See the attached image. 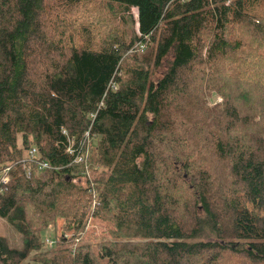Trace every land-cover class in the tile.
I'll list each match as a JSON object with an SVG mask.
<instances>
[{"label": "trees", "instance_id": "16d2710c", "mask_svg": "<svg viewBox=\"0 0 264 264\" xmlns=\"http://www.w3.org/2000/svg\"><path fill=\"white\" fill-rule=\"evenodd\" d=\"M90 217L42 264H264V0H0V264Z\"/></svg>", "mask_w": 264, "mask_h": 264}, {"label": "rangeland", "instance_id": "374dc122", "mask_svg": "<svg viewBox=\"0 0 264 264\" xmlns=\"http://www.w3.org/2000/svg\"><path fill=\"white\" fill-rule=\"evenodd\" d=\"M134 13L136 14V16H138L137 8H134ZM209 100L211 104H214V101L217 100L216 95H212L209 98ZM200 213L202 214L201 211ZM62 224H63V219L58 218L56 224L52 223L51 225H49V227L46 229V233L43 234V237L51 238V239L55 238L58 242L57 246L55 245L54 247H48L46 245L45 246L43 245V248L41 250L32 253V256L30 257L29 260L31 264L43 263L42 260L37 257L39 255H43L42 252L44 253L46 251L55 250L60 246L73 248L75 246H79L83 242L95 244L96 245L95 247H97V243L106 240V238L111 239L112 236V234L109 233V229L111 228V226L107 222L101 220L98 217H90L87 223L85 224L84 229L82 231H77V232L73 228L63 231ZM0 232L8 236L14 233V231L10 229V226H8L6 222L2 221L1 219H0ZM15 234L18 240L19 235L18 233ZM44 238H42V240ZM64 238H66L67 240H64Z\"/></svg>", "mask_w": 264, "mask_h": 264}, {"label": "built area", "instance_id": "2783aa9c", "mask_svg": "<svg viewBox=\"0 0 264 264\" xmlns=\"http://www.w3.org/2000/svg\"><path fill=\"white\" fill-rule=\"evenodd\" d=\"M92 117H93V116H92ZM36 150H37V149H36L35 147H32V148H31V150H30V154H31L32 157H33L34 154L36 153ZM69 150L72 152V149H69ZM84 160H85V157H84V155H83L82 153L78 154V155L76 156V158H75V162H76V163H83V162H85ZM28 168L31 169V168H32V165H29ZM34 168H35V172H36L37 174H40V173H42L44 170H46V169H48V168L50 169V168H51V165H50L48 162H45V161H39V163L36 164V165L34 166ZM88 178H89V180L91 181L92 192H93V196H94L93 207H95V206H97V205L99 204L98 193H97V190H96V188H95V186H94V183H93L92 179L90 178V176H88ZM4 180L7 181L6 178H5ZM56 242H57V240H56L55 238H53V239H51V238H46L45 241H44L45 245L48 246V247H54V246L56 245Z\"/></svg>", "mask_w": 264, "mask_h": 264}, {"label": "clouds", "instance_id": "9594fccd", "mask_svg": "<svg viewBox=\"0 0 264 264\" xmlns=\"http://www.w3.org/2000/svg\"><path fill=\"white\" fill-rule=\"evenodd\" d=\"M58 242H56V244H57ZM44 246H45V244H44ZM57 246V245H56Z\"/></svg>", "mask_w": 264, "mask_h": 264}]
</instances>
